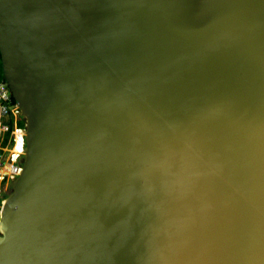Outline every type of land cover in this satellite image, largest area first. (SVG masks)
<instances>
[{
	"label": "water",
	"instance_id": "obj_1",
	"mask_svg": "<svg viewBox=\"0 0 264 264\" xmlns=\"http://www.w3.org/2000/svg\"><path fill=\"white\" fill-rule=\"evenodd\" d=\"M0 62V264H264V0H0Z\"/></svg>",
	"mask_w": 264,
	"mask_h": 264
},
{
	"label": "built area",
	"instance_id": "obj_2",
	"mask_svg": "<svg viewBox=\"0 0 264 264\" xmlns=\"http://www.w3.org/2000/svg\"><path fill=\"white\" fill-rule=\"evenodd\" d=\"M22 119L21 111L18 105L14 102L12 95L8 86L2 80L0 82V183L5 181V179H14V167L19 166V159L22 157V154L17 163L12 162L10 154H13V147L16 141V133L22 132L24 138V148H25V135L24 130L16 127L17 122ZM11 141V146L9 150L3 152L4 145ZM7 154V156H6ZM9 157V158H8ZM2 170L5 171V174L2 178Z\"/></svg>",
	"mask_w": 264,
	"mask_h": 264
},
{
	"label": "rangeland",
	"instance_id": "obj_3",
	"mask_svg": "<svg viewBox=\"0 0 264 264\" xmlns=\"http://www.w3.org/2000/svg\"><path fill=\"white\" fill-rule=\"evenodd\" d=\"M2 81V77H1V73H0V82ZM9 140L10 139H8V142L6 143V145H4V150H3V152L5 151V150H9V147L11 146V141L9 142ZM13 152L14 153H17V149H16V147H15V145H14V147H13ZM4 154H5V152H4ZM18 155V154H17ZM6 156H7V154H6ZM20 156V155H19ZM10 157L12 158V161L14 160V162H15V158H14V155L13 154H10ZM9 158V157H8ZM23 159H24V156H22L20 159H19V165H21L22 164V162H23ZM2 174H5V171L4 170H2ZM1 174V175H2ZM4 176V175H3ZM12 177L10 178V179H5V181H3L2 183H1V185H0V207H1V202L11 193V183H12Z\"/></svg>",
	"mask_w": 264,
	"mask_h": 264
},
{
	"label": "trees",
	"instance_id": "obj_4",
	"mask_svg": "<svg viewBox=\"0 0 264 264\" xmlns=\"http://www.w3.org/2000/svg\"><path fill=\"white\" fill-rule=\"evenodd\" d=\"M0 73H1V77H3V75H2V68H1V66H0ZM24 124H25V122H24V120L22 119V120H20V121H18L17 122V125H16V127H18L19 129H23L24 128ZM20 136V135H19ZM17 139H19V141L16 143L17 144V153H14L13 152V155H14V158L15 159H17L18 157H19V155L21 154V152H22V150H23V137H22V135H21V137H19V138H17ZM18 154V155H17ZM12 162H14V160L12 161ZM3 175L4 174H2V178H3Z\"/></svg>",
	"mask_w": 264,
	"mask_h": 264
},
{
	"label": "bare ground",
	"instance_id": "obj_5",
	"mask_svg": "<svg viewBox=\"0 0 264 264\" xmlns=\"http://www.w3.org/2000/svg\"><path fill=\"white\" fill-rule=\"evenodd\" d=\"M22 119H23V118H22ZM23 130H24V128H23ZM18 133H19V132H18ZM18 133H17V134H18ZM23 153H25V148H24V138H23V150H22L20 156H21ZM20 156H19V157H20ZM22 156H24V154H23ZM19 157H18V158H19ZM18 158L15 160L14 163H17ZM22 164H23V162H22ZM22 164L19 165V166H17V168L14 167V170H15V171H14V174H17V175L14 176L15 178L12 179V182L17 178V176L20 175V172H21V169H22ZM1 183H2V182H1ZM1 183H0V185H1Z\"/></svg>",
	"mask_w": 264,
	"mask_h": 264
},
{
	"label": "crops",
	"instance_id": "obj_6",
	"mask_svg": "<svg viewBox=\"0 0 264 264\" xmlns=\"http://www.w3.org/2000/svg\"><path fill=\"white\" fill-rule=\"evenodd\" d=\"M0 66H1V62H0ZM2 80H3V77H2ZM22 120V119H21ZM20 135V136H19ZM21 135H22V137H23V134H22V132H19L18 134L16 133V143L19 141V139H17V138H19V137H21ZM18 140V141H17ZM15 143V147H16V149H17V144Z\"/></svg>",
	"mask_w": 264,
	"mask_h": 264
},
{
	"label": "clouds",
	"instance_id": "obj_7",
	"mask_svg": "<svg viewBox=\"0 0 264 264\" xmlns=\"http://www.w3.org/2000/svg\"><path fill=\"white\" fill-rule=\"evenodd\" d=\"M1 190V189H0Z\"/></svg>",
	"mask_w": 264,
	"mask_h": 264
}]
</instances>
